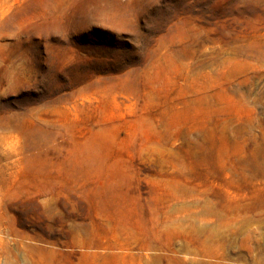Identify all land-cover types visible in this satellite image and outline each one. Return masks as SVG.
Masks as SVG:
<instances>
[{
  "label": "rangeland",
  "instance_id": "1",
  "mask_svg": "<svg viewBox=\"0 0 264 264\" xmlns=\"http://www.w3.org/2000/svg\"><path fill=\"white\" fill-rule=\"evenodd\" d=\"M0 264H264V0H0Z\"/></svg>",
  "mask_w": 264,
  "mask_h": 264
}]
</instances>
